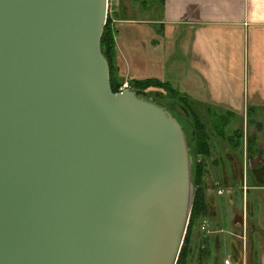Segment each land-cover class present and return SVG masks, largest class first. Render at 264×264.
Masks as SVG:
<instances>
[{"label":"water","instance_id":"95a60500","mask_svg":"<svg viewBox=\"0 0 264 264\" xmlns=\"http://www.w3.org/2000/svg\"><path fill=\"white\" fill-rule=\"evenodd\" d=\"M109 0H0V264H177L195 198L172 112L114 93Z\"/></svg>","mask_w":264,"mask_h":264},{"label":"crops","instance_id":"0c3cea01","mask_svg":"<svg viewBox=\"0 0 264 264\" xmlns=\"http://www.w3.org/2000/svg\"><path fill=\"white\" fill-rule=\"evenodd\" d=\"M115 6L116 39L134 77L162 78L161 67L183 53L185 70L175 84L233 121L262 125L254 138L264 146V0H143L138 6L118 0ZM222 151L212 157V177L230 192L244 191L241 151L232 145ZM249 186L254 189L251 179ZM251 258L264 264V251L254 245Z\"/></svg>","mask_w":264,"mask_h":264},{"label":"rangeland","instance_id":"374dc122","mask_svg":"<svg viewBox=\"0 0 264 264\" xmlns=\"http://www.w3.org/2000/svg\"><path fill=\"white\" fill-rule=\"evenodd\" d=\"M135 5H139L143 0H131ZM118 0H109V15H113V8L117 7L115 4H117ZM116 23V22H115ZM119 47V46H118ZM119 57L121 58V50L119 47ZM183 53H179L177 58L173 62L168 61L163 67L164 70L161 67L160 75L163 81L169 82L176 91H178L180 96H186L188 99L191 100L192 106L195 107V111L199 113L203 119V121L208 126V131L213 139V143L215 144V148L213 150L212 157H218V154L220 152H223L222 150L227 147V145H230L231 139L230 137H234L235 131L237 129V126H239L240 130L244 132V138L241 140L242 144H240L239 149L241 151V160L240 165L242 167V183L244 187V191L239 190L236 191V193L230 192V189H227L226 187H220L218 183H220L221 180L212 177L211 171L215 170L216 161H213V158H210L208 160L207 165V183H208V201L211 206V209L213 211L220 209V216L224 219V227L228 228V230H232V225L230 227V223L233 220V217L235 214L242 215L243 219L247 222V227H245V224L242 226V236L243 238H248V244H251V246H256L257 250L264 251V190H258L259 192H255V184H259L261 186L260 188H264V146L258 142V139L254 138L255 132H261L262 125L253 123L251 120H249V124L246 120V118L242 119H235L233 121L232 117L230 115L220 114L219 117L217 116V119L220 123V125H223L224 123H227V127H223L222 129H225V134L228 136L229 139H224L221 137L220 134H218V127L215 125V123L212 121V116L209 113V109L207 107V104L204 103L203 100L192 97L191 93L189 94L184 87H181L173 81V78L176 80V78H180L185 70V59L184 56H182ZM117 61V65L119 66V72L117 73V77L120 81H123V86L121 89L128 85V88L132 89L130 86L131 78L134 77L133 71L129 70L127 66L125 65V70L122 69V62L121 60ZM168 58V57H167ZM166 59V57H165ZM170 59V58H169ZM168 59V60H169ZM177 59V60H176ZM158 75V74H157ZM120 89V90H121ZM148 95H156V93H159V91L155 90L154 92H147ZM162 94H158L159 100L167 103L170 105L171 109L179 116L181 121L184 124L185 131L188 137L190 151L192 155V164L195 166L199 161H202L204 159L203 156H200L197 154L198 148H197V135H196V129L194 124V118L192 115V112L187 108V106L184 104L183 101H181L179 96H175L174 94H170V98L165 95L163 91H161ZM235 122V124H233ZM264 128V126H263ZM264 138V137H263ZM250 139L253 141L252 151L249 149L250 145ZM238 137L236 142L238 141ZM264 140V139H263ZM234 141V144H236ZM227 144V145H226ZM222 148V149H221ZM259 149V150H258ZM257 152V157L255 155L253 156V153L251 152ZM240 167V169H241ZM251 174V176H250ZM248 177V178H246ZM249 179L253 181V190L250 191V187H246V181L249 182ZM226 188V189H225ZM256 200V202H255ZM256 203V204H255ZM233 212V214H232ZM207 220L206 218L201 219V221ZM199 223V222H198ZM197 226L195 228L194 235L195 237L199 236V233L201 232L199 227ZM254 223L258 224V230L254 229L256 228ZM252 228V229H251ZM248 230V231H247ZM248 234V235H247ZM245 241V239L243 240Z\"/></svg>","mask_w":264,"mask_h":264},{"label":"trees","instance_id":"16d2710c","mask_svg":"<svg viewBox=\"0 0 264 264\" xmlns=\"http://www.w3.org/2000/svg\"><path fill=\"white\" fill-rule=\"evenodd\" d=\"M117 16V15H116ZM117 24L114 21V16L111 14L108 17L107 24L104 28L103 37L101 40V47L102 52L105 55L109 67H110V78H111V87L114 93L120 92L121 87L123 86V81H120L117 77V73L119 72V66L117 65L118 57H119V47L118 42L116 39L117 35ZM119 60L122 62V69L125 70V64L123 61V58L119 57ZM130 86L133 90L140 93L145 98H153L156 103L159 105L166 107L169 109L172 114L179 120V122L182 124L184 130V124L179 118V116L171 109L170 105L159 100L157 97L158 94H162L161 91L165 93L167 97L170 98V94H174L175 96H179L181 101L184 102V104L187 106V108L192 112L193 118H194V124L196 129V135H197V154L200 156H203L204 159L202 161H199L195 166H193V183L195 186V198H194V204L190 219V225L188 228L186 241L190 242L193 239V235L195 232V228L197 226V223L201 221V219L206 218L209 214L210 210V204L208 201V183L206 181L207 179V165L208 160L212 158L213 150L215 148V144L213 143V139L208 131L207 124L203 121L201 115L197 113L195 110V107L192 106V102L188 97L186 96H180L178 91L172 87V85L169 82L163 81L161 78L158 77H146V78H137L133 77L131 78ZM155 90L159 91V93H156V95H148L149 92H154ZM209 113L212 116V121L217 125L218 127V134L221 135V137H225V129H222L223 127H227V123L223 122V125H220L217 116L219 117L220 113H217L215 111V108L208 107ZM252 116V115H251ZM186 132V131H185ZM234 138L230 137L231 145L235 149H239V145L242 144L241 140L244 138V132L240 129H236ZM238 137V141L236 142ZM234 141L236 144H234ZM250 147L249 149L252 151L253 141L250 139L249 143ZM185 245L183 247V251L185 250Z\"/></svg>","mask_w":264,"mask_h":264},{"label":"flooded vegetation","instance_id":"af4514ba","mask_svg":"<svg viewBox=\"0 0 264 264\" xmlns=\"http://www.w3.org/2000/svg\"><path fill=\"white\" fill-rule=\"evenodd\" d=\"M242 216L235 214L230 223L232 230H228L224 227L220 209L215 213L210 206L207 220L198 223L199 236L193 235L192 241L184 242L186 248L184 251L182 248L177 264H253V245L242 236V226L245 224L248 228Z\"/></svg>","mask_w":264,"mask_h":264},{"label":"built area","instance_id":"2783aa9c","mask_svg":"<svg viewBox=\"0 0 264 264\" xmlns=\"http://www.w3.org/2000/svg\"><path fill=\"white\" fill-rule=\"evenodd\" d=\"M126 88H128V85H125V86L121 89V91H123V90L126 89Z\"/></svg>","mask_w":264,"mask_h":264}]
</instances>
